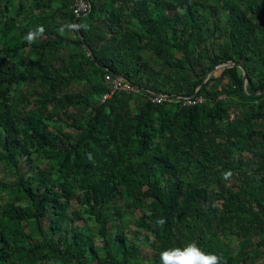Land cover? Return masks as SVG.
<instances>
[{
	"label": "trees",
	"instance_id": "1",
	"mask_svg": "<svg viewBox=\"0 0 264 264\" xmlns=\"http://www.w3.org/2000/svg\"><path fill=\"white\" fill-rule=\"evenodd\" d=\"M75 1L0 0V264H257L264 0ZM108 72L171 97L102 100Z\"/></svg>",
	"mask_w": 264,
	"mask_h": 264
},
{
	"label": "clouds",
	"instance_id": "2",
	"mask_svg": "<svg viewBox=\"0 0 264 264\" xmlns=\"http://www.w3.org/2000/svg\"><path fill=\"white\" fill-rule=\"evenodd\" d=\"M76 1H77V0H76ZM76 1H75L74 5H73V8H74V6H75V4H76ZM88 1H89V3H90V7H89L88 11H87V12H83V13H81L80 15H77V14L74 12L77 16H84V15H88V14L90 13V11H91L93 5H92V3H91V0H88ZM68 27L71 28L72 30H80V29H86V28H87V25H86V24H79V25H77V24H71V25H68ZM36 31L42 34V33L44 32V28H43V26H38V28H37ZM59 31H60V33L63 35V33H64V27L62 26V27L59 29ZM65 34H66V32H65ZM34 35H35V33L31 32V31L27 34L26 39L28 40L29 43H32V42H33V40H34ZM222 66L224 67V66H226V65H222ZM222 66H219V67H222ZM219 67H218V68H219ZM108 73H109V74H112V75L115 76V77H123L124 79H126V78H125L123 75H121V74H114V73H112V72H108ZM108 73H107V74H108ZM107 74H106V75H107ZM126 80H128V79H126ZM105 82H106V80H105ZM106 83H107V82H106ZM136 84H137V83H136ZM108 85H109V84H108ZM109 86H110V85H109ZM138 86H139V85H138ZM140 88H141V87H140ZM110 89H111V87H110ZM141 90L148 92V93H149V97H150V92H151V93H156V92H153V91H150V90L144 89V88H141ZM166 95H167V94H166ZM193 95H194V94H193ZM170 96H171V95H170ZM175 96H177V95H175ZM189 96H191V95H189ZM185 97H188V96H185ZM185 97H184V98H185ZM197 97H201V96H197ZM202 98H203V97H202ZM150 99H151V98H150ZM102 100H104V99H102ZM203 101H204V100H203ZM201 103H202V102H201ZM37 166H38V165H37ZM38 167H39V166H38ZM39 168H40V167H39ZM224 175H225V177H230V176L232 175V173H231V172H227V173H225ZM164 223H165L164 218H160V219L157 220V224L160 225V226H162ZM173 253H180V256H179V264H221V260H222V257L217 256V255H215V254H204V253L200 252L199 249L196 247L195 244H189V245L183 250V252H180V250L176 249V250H172V251H170V252H168V253L162 254V258H164V257H171V256L173 255ZM192 253H195V257H193L192 255H190V254H192Z\"/></svg>",
	"mask_w": 264,
	"mask_h": 264
},
{
	"label": "built area",
	"instance_id": "3",
	"mask_svg": "<svg viewBox=\"0 0 264 264\" xmlns=\"http://www.w3.org/2000/svg\"><path fill=\"white\" fill-rule=\"evenodd\" d=\"M89 7H90V3L88 0H77L74 6V12L77 15H80L83 12H87ZM105 80L110 85L111 89L110 91L104 94L103 96L104 100L111 98L116 91H120V92H124V91L125 92H132V91L136 92L137 91L138 92L141 90L138 84L130 80H126L123 77H115L109 73L105 76ZM170 97H171L170 95L150 92V98L155 103H161L165 99H168ZM201 102H203L202 97L191 95V96L185 97V100L182 102V104L183 105H194V104L201 103Z\"/></svg>",
	"mask_w": 264,
	"mask_h": 264
},
{
	"label": "rangeland",
	"instance_id": "4",
	"mask_svg": "<svg viewBox=\"0 0 264 264\" xmlns=\"http://www.w3.org/2000/svg\"><path fill=\"white\" fill-rule=\"evenodd\" d=\"M60 3H61V2L56 1V2L52 3V5H54V6L56 7V6L60 5ZM71 35H72V31L70 32V36H71ZM176 53H177V56H180V57L183 55V53H181V52H176ZM114 54H116V50L114 51ZM215 73H216V74H219L218 68L215 70ZM138 75H139V74H138ZM138 79H140V75L138 76ZM142 82L145 83V82H146V78H142ZM21 166H22L23 170H26V169L28 168V165H27V163H26L25 160H22V161H21ZM72 209L74 210V207H72ZM70 210H71V208H70ZM139 211H140V210L135 211V214H139ZM69 215H72V213L70 212ZM131 220H133V217H131ZM77 222L80 223V222H82V221H81V220H78ZM93 223H94L93 221H90L89 224H93ZM49 225H50V219H48V218H44V226H45V228H48ZM65 226H66L67 228H69V225L66 224V223H65ZM60 235H61V234L58 233V234H56V237H59ZM97 239H98V240H101V237L98 236ZM237 245H238L237 242H234L232 246H233V247H237ZM144 257L146 258L144 262H147V263H149L151 257H153V254H152V252H151V250H150L149 248H146V249L144 250ZM263 260H264V259L258 260L256 263L259 264V263H261ZM9 264H11V263H9Z\"/></svg>",
	"mask_w": 264,
	"mask_h": 264
},
{
	"label": "water",
	"instance_id": "5",
	"mask_svg": "<svg viewBox=\"0 0 264 264\" xmlns=\"http://www.w3.org/2000/svg\"><path fill=\"white\" fill-rule=\"evenodd\" d=\"M219 66H222V65H219ZM219 66H217V67H219ZM217 67H216V68H217ZM206 79H208V76H207ZM206 79H205L204 82H206ZM247 82H248V80H247V71L244 69V86H245V87H246V85H247ZM201 86H203V84H202Z\"/></svg>",
	"mask_w": 264,
	"mask_h": 264
}]
</instances>
